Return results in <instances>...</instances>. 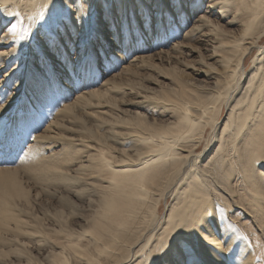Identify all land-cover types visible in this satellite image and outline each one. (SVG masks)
<instances>
[{
  "label": "bare ground",
  "instance_id": "obj_1",
  "mask_svg": "<svg viewBox=\"0 0 264 264\" xmlns=\"http://www.w3.org/2000/svg\"><path fill=\"white\" fill-rule=\"evenodd\" d=\"M152 1L154 4L150 5L148 0H0V71L13 63L0 77V121L2 116L11 117L8 114L18 101L16 95L26 94L24 85L34 74L27 67L30 66L27 63L29 58L43 66L53 62L59 74L62 71L66 74L68 69L71 71L68 54L75 34L79 62L86 64L87 71H91L84 72V75L95 77L92 65L98 53L94 46L86 44L88 32L92 26H97L98 6L104 19L99 28L94 29L105 34V24L108 31L112 30L113 36L107 41L100 36L99 39L105 48L112 41L116 48L111 54L113 63L108 68L136 66L132 62L125 66L128 58L119 51L121 42L117 37H125L124 45L130 40V33L138 40L148 37V13L155 8L156 30L162 31L165 27L172 37L184 32L183 36L190 34L196 40L212 44L221 67L215 73L217 89L205 92L210 94L208 98L197 96L195 90L200 89L177 75L173 81L180 87L168 86L167 95L159 97L138 91L135 95L140 99L126 103H131L133 111L120 110L121 116L112 112L107 104L111 101L102 102L97 98L93 102L94 96L107 95L97 89L76 93L74 101L65 105V108L76 106L86 111L88 117H96L97 127L104 130L108 150L118 156L112 162L102 160L98 140L88 141L83 137H77L79 143L74 147H61L63 156L75 154L66 159L76 170L85 171L84 176L98 178L110 172L115 177L102 187L109 193L103 202H108L100 207L96 220L83 232L85 245L81 249L69 247L72 264H173L178 241L193 246L200 254L201 264H219L206 259L213 249L203 246L204 240L194 236L199 225L209 232V244L221 246L225 240L223 249L240 256L239 264H251L252 256L246 251L248 245L238 228L241 223L233 221L230 212L234 211L228 207L233 205L240 209L258 230L264 224V45L260 44L264 36V0H184L182 9L176 0L175 13L170 11L169 16L165 13V0ZM213 9L215 13H212ZM209 15H219V21L228 27L239 25L242 28L239 38L235 41L217 39L225 32ZM172 21L175 22L172 24ZM176 22L191 27L182 32L175 29ZM12 24H18L21 33L24 26L31 31L24 35V39H17L8 31ZM139 29L145 33H139ZM254 48L256 51L246 69L244 60ZM99 56L104 58L101 53ZM33 66L39 70L38 64ZM14 78L17 80L11 88H6V83ZM29 84L27 90L32 93L34 89L36 96L39 88L33 87L32 81ZM72 87H66L64 91H70ZM181 87L185 89L177 96L174 92ZM122 89L132 93L137 86L130 81ZM84 93L86 100H82ZM26 104L23 101L18 107L21 109ZM91 107L107 109L93 111ZM223 108L227 112L221 118ZM3 109L6 113L1 112ZM112 114L115 117L112 118ZM22 120V117H14L7 127L2 123L0 144H4L5 132H8V138H21L20 134L17 136L19 132H11V126ZM130 121L149 129V132L141 134L125 127L124 123ZM153 133L156 135L150 136ZM42 150V144H32L29 162L33 167L23 168L43 165ZM201 155V159L204 160L206 155L207 159L200 160ZM0 176L1 184L13 196L24 197V190L9 172ZM60 177L55 174L48 179ZM77 179H83V175ZM240 183L243 184L241 187ZM234 185L240 191L234 189ZM14 188H18V192L13 191ZM168 198L171 200L167 204ZM162 203L166 210L162 209L160 213L158 207ZM16 225L18 229L22 228L21 222L16 221ZM169 241L172 247L161 254V249L166 248ZM56 255L48 259L49 264H59ZM217 256L218 252L214 255L218 260ZM17 257L28 256L23 253Z\"/></svg>",
  "mask_w": 264,
  "mask_h": 264
},
{
  "label": "rangeland",
  "instance_id": "obj_2",
  "mask_svg": "<svg viewBox=\"0 0 264 264\" xmlns=\"http://www.w3.org/2000/svg\"><path fill=\"white\" fill-rule=\"evenodd\" d=\"M148 4L152 5L154 2L148 0ZM98 9L99 11L95 16L97 26H92L88 32V44H86L89 47L94 46L98 53V57L92 65L96 73L95 77L89 78L84 75V72L91 71H87L88 66L86 64L79 62L80 53H76L77 47L74 45L77 42V34H75L68 54L71 71L69 72L68 69L66 74H62L63 71L59 74L56 72L57 65L53 62H50L48 66H43L37 60L29 58L27 63L30 66L27 67L34 74L24 85L23 90L26 91V94H22L23 97L19 94L16 95L18 101L14 103V106L12 105L13 108L9 114L7 113L9 117L11 116L10 118L7 119L5 116L1 118L0 128L3 127L2 123H6L5 127H7V124L14 117L23 118L20 123L15 121L11 126V132H19L17 136L20 134V139L8 138V132L3 134L4 144L3 142L0 144V174L9 172L10 177L24 190L25 195L23 198L13 196L1 184L0 176V264H49L48 259L55 253H57L56 258H58L59 264H66L67 262L72 264L69 247L72 245L74 248L81 249L85 245L82 238L83 232L88 230L90 224L96 220L100 207L108 202H103L109 193L102 187L115 177L107 172L98 178H88L89 176H84L85 171L76 170L72 164L68 163L66 158H72L75 154L67 153L64 156L61 154V147L68 149L74 147V144L79 143L77 137H83L88 141L98 140L102 160L106 159L112 162L118 159L115 153L108 150L103 134L104 130L98 128L99 126L97 127L96 117H88L86 111L76 106L65 108V105L74 101L76 93L91 89L105 91L106 96L96 95L93 102H96L97 98H100L102 102L111 101L107 103L110 109L121 116L120 110L133 111L134 107L131 103L140 99L136 97L138 91L151 97L167 95V91L171 87L179 86L173 81L177 75L191 86L200 89L195 90L197 96L205 95L204 98H208L210 94L205 92L217 89L215 87L217 81L215 73L221 67L219 57L215 56L217 55L216 51L211 48L212 44L196 40L190 34L183 36L184 29L190 28L191 25H182L181 22H176L175 29H181L183 33L174 37L165 27L162 31L156 30V20L153 17L155 8H151L148 13L150 19L148 37L138 40L130 33V40L125 45L122 43L125 37H117L118 41L121 42L119 51L123 52L126 59L128 58L124 63L125 66L129 62L136 64V66L129 65L128 68L123 69L121 66L115 65L109 69L108 66L113 63L111 54L116 48L113 41L108 42L110 46L105 48L99 39L100 36L104 41H107L113 36L112 30L108 31L105 24L103 25L106 27L105 34H101V31L97 33L94 29H98V25L104 19V14L100 11L99 6ZM170 11L165 3V13L168 16L171 14ZM212 13H215L214 9ZM126 14L129 15L128 12ZM210 16L209 18L218 22L225 32L217 39L229 38V40L235 41L239 38L242 29L239 25L228 27L224 22L219 21L221 19L219 15L218 17ZM174 22L172 21V24ZM138 32L145 33L143 29H139ZM58 37L59 35L56 36V39ZM260 44L264 45V36ZM30 45L32 44L30 43ZM255 51L254 48L245 58L246 69L249 68L251 57ZM99 53L103 55V59ZM12 64L9 63L0 71V77ZM33 64H38L39 70ZM16 80L17 78L8 81L6 88H11ZM30 81H32L33 87L39 88L36 96L34 89L31 90L32 93L27 90L30 88ZM130 81L137 86L136 91H132V93H129L127 89V91L122 89ZM168 86L170 88H167ZM66 87L72 88L70 91H64ZM48 88L50 90H47ZM114 89L117 90L112 92ZM182 89L185 87H181V90L174 93L178 96ZM170 92L172 91L170 90ZM82 100H86V93L83 94ZM23 101L27 104L20 109L18 106L23 104ZM1 102L2 104L6 103L5 101ZM129 102L131 103L127 105ZM99 108H102L103 111L107 109L105 107H91L93 111ZM18 109L19 112H17ZM34 109L37 110L36 115ZM4 111L3 109L1 112ZM226 112L227 110L223 108L221 118ZM1 115L2 113H0ZM113 117H115L114 114H112ZM124 125L141 134L149 132V129L138 126L135 121L124 123ZM155 135L153 133L150 136ZM11 139H14L13 142ZM32 144L43 145L44 163L41 166L37 165L36 168L25 169L23 166L33 167V164L29 162ZM201 158L203 155L200 156V160H203ZM206 159L207 155L203 161ZM260 167L263 168V165ZM55 174H59L61 177L48 179ZM81 175H83V179L78 180L77 178ZM262 186L264 187V172H262ZM234 189L240 191L237 185H234ZM13 191L18 192V188H14ZM170 200L171 198L167 199V204ZM158 208L160 213L163 211L162 209L166 210L164 203L160 204ZM228 208L234 211L230 212L233 221L237 224L241 223L238 228L244 237L242 239L248 245L246 251L249 256H252L251 264H264V224L260 225L258 230L249 216L244 215L240 209L233 207V205ZM16 221L22 223L21 229H18ZM255 221L259 220L255 219ZM204 228L203 225H199L194 236L204 240L202 241L203 246L213 249L211 250L212 253L206 255V259H213L219 264H239L240 256H237L236 253L232 255L231 251L223 249L222 245L225 244V240H222L221 246L209 244L210 242L207 241L209 232L205 231ZM216 252H218V260L214 258ZM23 253L28 257H17Z\"/></svg>",
  "mask_w": 264,
  "mask_h": 264
},
{
  "label": "snow or ice",
  "instance_id": "obj_3",
  "mask_svg": "<svg viewBox=\"0 0 264 264\" xmlns=\"http://www.w3.org/2000/svg\"><path fill=\"white\" fill-rule=\"evenodd\" d=\"M183 2L184 0H179V6L181 9L183 8ZM165 3L168 9L175 13L176 0H165ZM8 31L11 32L17 39H24V35L28 34L31 29L27 26H24L21 33L18 24H12ZM45 44H48L47 39H45ZM171 247L172 244L171 241H169L167 247L161 249V254H163L164 251H167V248ZM173 255V264H201L200 254L195 250L193 246L188 245L182 241L177 242L176 250Z\"/></svg>",
  "mask_w": 264,
  "mask_h": 264
}]
</instances>
